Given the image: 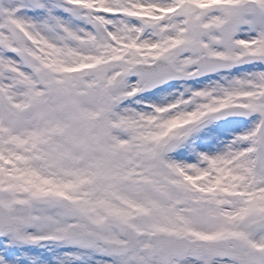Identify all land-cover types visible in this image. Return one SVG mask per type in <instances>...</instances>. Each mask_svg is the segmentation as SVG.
Returning a JSON list of instances; mask_svg holds the SVG:
<instances>
[{
    "label": "snow or ice",
    "instance_id": "1",
    "mask_svg": "<svg viewBox=\"0 0 264 264\" xmlns=\"http://www.w3.org/2000/svg\"><path fill=\"white\" fill-rule=\"evenodd\" d=\"M0 264H264V0H0Z\"/></svg>",
    "mask_w": 264,
    "mask_h": 264
}]
</instances>
